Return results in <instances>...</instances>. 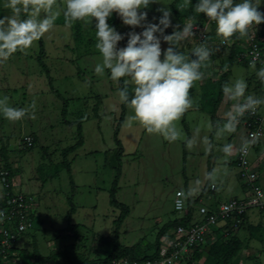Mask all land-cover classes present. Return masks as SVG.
<instances>
[{
  "label": "rangeland",
  "instance_id": "374dc122",
  "mask_svg": "<svg viewBox=\"0 0 264 264\" xmlns=\"http://www.w3.org/2000/svg\"><path fill=\"white\" fill-rule=\"evenodd\" d=\"M174 1L158 0L150 5L145 10L148 20L155 22L153 17L160 15L157 9L165 6L171 9ZM65 7L66 0H55L53 27L29 49L0 60V100L7 107L26 109L25 117L18 121L6 119L0 112V145L2 142L10 148L13 190L28 195L33 220V227L14 244L21 249L19 254L15 256L18 250L15 249L12 258L0 264H34L36 246L42 255H56L60 264H66L64 249L76 241L72 231L87 236L83 247L74 251L80 261L101 249H109V244L101 238H114V222L121 214V209L111 203L112 190L116 199L130 209L119 226L120 243L137 245L143 254L154 251L158 233L165 224L185 218L175 210L178 190L186 193L187 202H194L196 210L200 204L214 209L231 198L245 199L251 194L236 163L240 144L248 140L245 123L250 115L245 114L240 119L236 132H218L217 125L223 124L225 112L235 103L221 94L220 78L230 70L228 83L243 79L248 85L246 95L264 99V84L256 76V71L264 64L255 63L252 67L236 56L229 66L230 50L221 44L223 38H220L209 61L201 68L202 79L190 90L193 107L175 122L179 138L169 142L160 134L148 133L139 122L132 120L134 113L130 106L122 117L123 103L118 91L123 87V78L116 82L111 80L108 70L102 75L94 71L96 64L102 63V56L95 47L94 21L92 25L72 21L64 16ZM259 10L264 12V3ZM171 12L173 24L179 25L172 9ZM12 14L8 0H0V18ZM43 16L41 11L40 18ZM118 17L114 14L109 20ZM18 18L24 19L25 13ZM186 23L192 24V21ZM257 28H264V23ZM134 30L142 31L141 28ZM130 31H133L130 26L121 23V34ZM172 31L169 28L167 34ZM121 42L126 44L127 40ZM210 42L202 45L211 48ZM42 44L45 55L39 59ZM167 46L162 43V48ZM197 46L200 44L194 35L178 43L186 58H191ZM43 64L48 67L49 77ZM128 87L131 93L134 86L129 84ZM219 97L221 103L213 116ZM256 111L264 126V104ZM119 123L122 155L116 140ZM30 133H35L37 140L28 148L24 139ZM204 138H207L206 143ZM80 140L79 147L67 157L70 176L67 168L59 167L64 159L62 152ZM228 143L234 145L231 156H225L221 150ZM0 158V166H3L5 161L1 155ZM250 161L264 189V136L251 147ZM209 173H212L211 180ZM2 183L0 177V186ZM212 183L216 185L215 190L210 188ZM206 184L209 187L205 190ZM190 189L191 196L188 195ZM72 206L74 213L66 219ZM246 216L248 220L243 226L235 225V220L231 219L230 226L225 231L214 232L206 246L218 233L232 231L241 238L243 247L231 264H264V212L252 207ZM69 220L74 224L72 231ZM225 223L228 221H220L218 227ZM173 235L171 230L162 236L161 246Z\"/></svg>",
  "mask_w": 264,
  "mask_h": 264
},
{
  "label": "clouds",
  "instance_id": "9594fccd",
  "mask_svg": "<svg viewBox=\"0 0 264 264\" xmlns=\"http://www.w3.org/2000/svg\"><path fill=\"white\" fill-rule=\"evenodd\" d=\"M157 2L66 0L64 16L85 25H92L94 21L95 47L102 56V63L96 64L95 73L102 75L108 70L111 80L121 82L123 78V87L119 89L118 96L121 103L132 108V120L139 122L148 133L160 134L165 140L173 142L180 135L175 122L193 107L190 90L195 82L202 79L201 68L209 61L212 49L197 46L192 50L191 58H186L179 50L178 43L195 35L194 26L191 23H183L182 27L174 25L171 9L166 6L157 9L160 15L153 17L155 22L149 21L145 10ZM54 3L55 0H8L13 14L0 18V60H7L18 51L29 49L34 41L40 40L53 27L56 17L52 11ZM262 3L264 0H196L193 11L204 14L214 22L216 35L227 43L234 36H249L253 26L257 29L264 23V12L259 10ZM41 11L44 12L43 18H40ZM22 13L29 14L19 19ZM114 14L133 31L126 35L118 32L109 23ZM136 28L142 31L136 32ZM169 28L173 31L167 34ZM125 39L126 45L120 46ZM162 43L168 46L162 48ZM251 66L255 67V59ZM256 76L264 84V67L256 71ZM129 84L134 86L131 93ZM247 87L243 79L224 84V95L235 103L225 112L223 124L217 125L218 132H236L245 113L255 112L258 106L264 104V99L246 95ZM0 112L11 121L21 120L26 115V109L7 107L2 100ZM204 140L206 143L207 138ZM251 142L242 141L239 151L246 153ZM188 144H191L190 140ZM221 150L225 156H231L234 145L225 144ZM211 178L212 173H209L208 179ZM211 186L215 187V183ZM183 195L177 193L178 197ZM188 195H192L191 189ZM181 206L182 200L177 199L176 208Z\"/></svg>",
  "mask_w": 264,
  "mask_h": 264
},
{
  "label": "built area",
  "instance_id": "2783aa9c",
  "mask_svg": "<svg viewBox=\"0 0 264 264\" xmlns=\"http://www.w3.org/2000/svg\"><path fill=\"white\" fill-rule=\"evenodd\" d=\"M194 26L195 37L200 45L204 44L210 33V27L215 25L206 16L201 20L192 23ZM253 28V27H252ZM252 28L250 30H252ZM224 45L227 43L222 41ZM238 56V60L246 61L251 64L253 59L255 63L262 62L263 50L261 44L254 36V32H249L248 45L244 51ZM246 115L253 116V121H246L248 127V140L252 141L246 153L238 151L236 157L237 167L242 179L246 180V185L249 187L251 194L245 199L231 198L228 201L220 204L217 208L211 209L200 204L194 207V213L186 225H178L174 229L173 238L164 246L161 247L159 256L153 260H147L139 263L129 258L114 261L113 264H179L196 246L207 243V240L214 236L215 227H218L220 221L227 222L229 219L241 222L240 216L247 213L248 209L258 207L264 212V189L260 183V175L253 170L250 161L251 147L264 136V126L261 119L258 117L257 111L247 112ZM25 142L28 146L33 145L34 139L31 135L25 137ZM10 172L7 169L0 171V177L3 179L2 187L5 194L8 196V206L3 209L0 216V253L11 249L18 237L26 233L33 227V220L30 213L29 199L27 195L21 192H11L9 189L12 186L9 182ZM211 190L216 189L210 186ZM177 193H183L182 197H178ZM177 199L182 200V206L177 209ZM186 193L178 190L174 201L175 210L184 214L188 218V205Z\"/></svg>",
  "mask_w": 264,
  "mask_h": 264
},
{
  "label": "trees",
  "instance_id": "16d2710c",
  "mask_svg": "<svg viewBox=\"0 0 264 264\" xmlns=\"http://www.w3.org/2000/svg\"><path fill=\"white\" fill-rule=\"evenodd\" d=\"M196 3V0H192L191 3L188 2V0H175L172 4H171V9L173 10L176 18L178 19L179 25L182 27L183 23H186L187 21H198L201 20L205 15L204 14H197L193 11V7ZM27 17V13H25V18ZM109 23L114 26L118 32H120V25L122 23L121 19L115 18L113 20H109ZM215 26V25H213ZM121 33V32H120ZM237 36H234L231 39V43H229L228 45H224L222 42L221 44L224 46L229 47L230 50V61H229V66L233 65L234 63V58L237 56V52H238V47H237V42H239V39H237ZM240 38V37H239ZM212 37L209 33V37L207 39V41L211 40ZM220 39V38H219ZM206 41V42H207ZM223 41V40H222ZM42 42V40H41ZM126 44L120 42V46H125ZM43 44L41 45L42 48V52H41V56L39 57V59L42 58L44 54V48H43ZM262 48V47H261ZM221 51L223 52L224 50L221 49ZM221 52V53H222ZM43 70L46 71L47 76L49 77V71H48V67L43 64ZM230 74L231 71H227L225 73H223V75L220 78V84H221V94L223 93L222 88L224 86V84L227 82H229V78H230ZM50 83H51V78L49 79ZM67 103V101H66ZM221 103V97H219L218 100L215 101V106L213 108V116H215L217 114V111L219 109ZM126 108L127 105L122 104V109H123V114L122 117L124 118L125 116V112H126ZM66 113V108L63 109V114L65 115ZM122 118V120H123ZM253 116H250V120L253 121ZM248 119V120H249ZM65 122L72 124L71 122L67 121L65 119ZM122 122V121H121ZM121 123H119L118 125V129L116 132V140L119 144V154L122 155L123 153V147H122V143L120 141V139L118 138V131L120 128ZM79 132L81 133V129L79 128ZM79 133V134H80ZM32 136V135H31ZM33 137V136H32ZM34 139V137H33ZM35 143V140L33 142V145ZM82 143V140H80L79 142H77L76 144H74L71 147L65 148L62 152V155L64 156V159L61 163H59V167L61 168H67L68 172L71 176V168H70V162L68 161L67 157L68 155L73 152L74 150H76L79 145ZM33 145L28 146V148L33 147ZM0 155L1 157L4 159L5 163L3 166H0V171L3 169H7L10 172V176H9V182L10 184H12V186L10 187V191L13 192V170L11 167V163H9L8 161V146L5 144H2V146L0 147ZM120 159V156H119ZM119 174L121 172V170L119 169ZM119 174L117 175L115 182L118 181L119 178ZM209 187L208 184L205 185V190ZM112 194H111V203L113 206L115 207H119L121 209V214L119 216V218L114 222V224L116 225V235L114 236V238H101L102 241L108 243V248L109 249H101L99 251V253H96L95 255L93 254L92 256H90V258L85 259L83 261H80L77 256L75 255L74 251L80 249L81 247H83L84 241L87 240V236L86 235H82L79 234L78 232H73L72 230H74L73 228V223L71 222V220H69V227L70 230L72 231V235L75 236V243L67 245L64 249V256L63 259L66 262V264H113L114 261L117 260H121V259H125V258H129L133 261H138L139 263L141 262H145L147 260H153L156 257L159 256L160 253V249H161V237L164 236L165 234H167L169 231L173 230L178 226V225H186L188 223V221L191 219L192 214L194 213V209H193V204L194 202H189V206H188V218H178L175 219L167 224H165L159 231L158 233V237H157V243H156V248L154 249V251H151L148 254H143L141 249L136 245H123L120 243L119 240V235H118V231H119V226L124 222V220L127 218V216L130 213V209L127 205H125L124 203L119 202L116 199V194L115 191L112 190ZM26 195V194H25ZM28 198V196H27ZM72 202V201H71ZM8 206V196L6 194H4V197L2 198V200H0V212L3 209H6V207ZM75 207L72 206L70 213H68V215L66 216V219L71 218L72 213H74ZM246 214L244 213L240 216V220L241 222H237L238 226H243L246 223ZM231 219L228 220V224H226V226H220V227H215L214 232H218L220 230L225 231L226 228H228L230 226V221ZM75 226H81L79 224H75ZM260 228V226H258ZM209 240V239H208ZM207 240V242H208ZM207 243L205 244H201L199 246H196L179 264H231L232 261L234 260V258L237 256V254L239 253V251L242 249L243 247V241L241 240V238L234 232L229 231L227 234H219L218 233V237L211 242L210 244H208V246H206ZM36 251H35V262L34 264H60L59 258L56 255H48V256H44L42 255L39 250L37 249V246L35 247ZM101 252L104 253V255L101 254ZM3 256V252L0 253V258Z\"/></svg>",
  "mask_w": 264,
  "mask_h": 264
},
{
  "label": "crops",
  "instance_id": "0c3cea01",
  "mask_svg": "<svg viewBox=\"0 0 264 264\" xmlns=\"http://www.w3.org/2000/svg\"><path fill=\"white\" fill-rule=\"evenodd\" d=\"M192 23H193V21H192ZM250 31H253L254 32V36L256 37V39L261 44L262 50H264V28H257V29H254V30L252 29ZM210 35L212 37V39L210 40V41H212V42H210V45H211V49H213L214 47L218 46V44H219V42H218L219 41V38H222V37L216 35L215 27L214 26H211L210 27ZM248 37L249 36L237 38V39H239V42H237V47H238L237 55H240L241 52L246 49V47L248 45ZM231 42L232 41L230 40V43ZM263 61L262 62H259L257 64H264ZM31 134H34L35 135L34 136V140L36 142V140H37L36 134L35 133H30L29 135H31ZM1 141H3V140H1ZM257 143H258V141L256 142V144ZM2 144H4V143L1 142L0 147L2 146ZM256 144L254 145V147L256 146ZM8 161H9V163L12 164L11 155H10V148H8ZM13 178H14V176H13ZM13 183H14V180H13ZM4 194H5V192H4V189H3L2 185H1L0 186V200H2V198L4 197ZM247 220H248V218L246 217V220L245 221L247 222ZM226 224H228V223H225L222 226H226ZM15 249H18L17 252H15V256H17L19 254V252H20L19 250H21V249L19 247H17V244H16L11 249H9L8 251L3 252V256L0 258V263L2 261H8V260H10V258H12L13 254H14L13 252H14Z\"/></svg>",
  "mask_w": 264,
  "mask_h": 264
}]
</instances>
